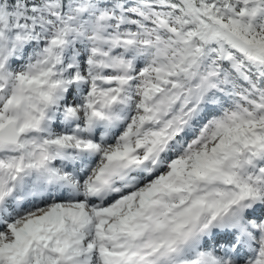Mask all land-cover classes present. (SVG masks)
I'll return each mask as SVG.
<instances>
[{
    "label": "snow or ice",
    "instance_id": "1",
    "mask_svg": "<svg viewBox=\"0 0 264 264\" xmlns=\"http://www.w3.org/2000/svg\"><path fill=\"white\" fill-rule=\"evenodd\" d=\"M0 264H264V0H0Z\"/></svg>",
    "mask_w": 264,
    "mask_h": 264
}]
</instances>
